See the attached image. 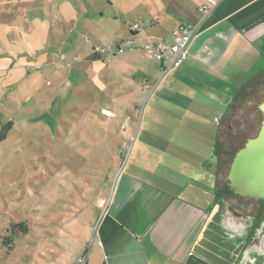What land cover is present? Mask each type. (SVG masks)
<instances>
[{"label": "crops", "instance_id": "0c3cea01", "mask_svg": "<svg viewBox=\"0 0 264 264\" xmlns=\"http://www.w3.org/2000/svg\"><path fill=\"white\" fill-rule=\"evenodd\" d=\"M128 1L135 7L109 0H0V109L5 118L23 115L30 124L65 127L67 117L85 116L92 124L99 114L110 120L115 105L127 115L137 112L145 90L123 94L116 82L126 84L132 66L150 73L134 55L139 50L109 61L111 108L95 110L103 103L97 85L105 70L88 63L101 60L95 46H109V20L117 39L109 49L128 39L137 49L170 41L179 24L202 20L187 60L149 91L122 170L109 174L108 150L102 154L97 167L105 170L95 169L74 203V233L63 227L70 235H60L57 248L47 244L36 262L74 264L85 253V264H264V207L251 213L216 196L226 156L236 151L230 147L254 138L263 117L257 99L264 98V0H221L205 17L199 9L207 0ZM134 17L140 29L132 33L126 18ZM153 72L161 76L162 65L156 62ZM8 122L7 137L16 126ZM109 143L105 135L100 145Z\"/></svg>", "mask_w": 264, "mask_h": 264}, {"label": "rangeland", "instance_id": "374dc122", "mask_svg": "<svg viewBox=\"0 0 264 264\" xmlns=\"http://www.w3.org/2000/svg\"><path fill=\"white\" fill-rule=\"evenodd\" d=\"M111 2L115 6H124L127 9L136 5L133 1L129 2L128 0H109V4ZM110 8L109 6L107 9L109 12L111 11ZM116 13L118 14V10ZM144 16L145 21L147 15ZM126 21L132 24L137 20L134 17L133 19L126 18ZM106 29H108L110 37L109 46L112 45L111 48H114L113 43L117 39H114L113 33H116L110 20ZM99 46L110 48L107 44ZM89 50L79 56L78 67L85 65L86 56L90 54ZM131 55L133 54L127 53L118 60L129 58ZM134 55H139L140 63L146 66L150 73H145V76L140 75L137 67L132 66L130 70L125 71L129 74L126 84L120 79L118 80L121 82L118 80L114 82L118 83L116 90L123 92V94L132 93L133 87L136 90H145L136 113L130 112L127 115L122 105H115L118 106L113 109L116 114L115 118L109 120L99 114L101 108L109 110L111 108L109 107V92L111 90L109 86V63L102 60L88 63L89 67L105 70L101 74L102 81L100 80L97 85L104 96L102 99L104 104L101 101L97 104L95 110L99 115L97 121H94L96 123L91 122L92 124H90V120L85 116L73 122L71 117H67L70 118L67 124L71 125L65 127L61 122L50 125L49 123L33 121L30 124L25 121L27 117L23 115L17 116V119L16 117L13 119H11L12 117L5 118L4 113L1 112L5 107L0 109V123L3 126L9 120L16 123L9 136L0 142V258H2L0 264H40L36 262L38 253L48 249L47 244L57 248L55 244L61 241L59 236L65 233L70 235V232L63 231V227L69 230L76 224L75 221L78 218L74 219L72 211H74V203L80 202L81 193L79 189L85 187L86 183H90V178L94 175L95 169L98 173L105 170L103 167H97V164H101L97 160L102 157V154L106 155L107 150L109 157H112V159L108 157L109 161L106 163L107 165L109 163V174L112 175L114 172L116 175V172L122 170L123 162L126 161L123 158H127L126 151L129 147L130 135L137 136L139 122L142 124L143 117L141 114H143V110L145 111L143 108H146L148 93L157 87L161 79L159 77L164 75L163 72L161 76L153 74V68L156 66L154 60L141 54ZM0 98H4L2 92ZM97 100L100 99L97 98ZM257 101L264 104V98L257 99ZM127 117L132 120L130 125L127 124L126 129L123 130L122 125ZM182 132L188 134L187 131ZM57 133L63 138L59 139L58 145L55 143V140H58ZM213 133L214 131H211V139ZM104 134L106 141L110 142L108 146L100 145L105 141ZM168 136L170 137L169 134ZM229 141L232 142L233 139L230 138ZM124 142L128 144L126 150L118 154ZM230 148L236 151L226 156L222 170L223 179L221 182L223 186L221 187L223 189L229 183L227 175L232 159L237 150L242 147L232 146ZM159 169L161 171L163 168L159 167ZM111 181L110 186L115 182V178ZM226 198H228L227 201L251 213L262 206L257 201L240 196ZM14 222H25L30 230L25 235L20 234L21 237L15 239L11 252H8V246L4 245V238L10 237V233L7 232L8 230L10 232L9 226ZM74 231L75 229H72L71 234Z\"/></svg>", "mask_w": 264, "mask_h": 264}, {"label": "built area", "instance_id": "2783aa9c", "mask_svg": "<svg viewBox=\"0 0 264 264\" xmlns=\"http://www.w3.org/2000/svg\"><path fill=\"white\" fill-rule=\"evenodd\" d=\"M219 1L221 0H207V3L199 9V12L203 17H205L210 13L211 6H214ZM201 22L202 20L193 25L179 24L171 32L170 41L162 40L155 43L147 42L144 43L140 49H137L134 46L133 41L128 39L123 42V46L119 45L115 50L95 46V53L98 57H101L103 62L109 63L113 57L122 56L126 53H134L139 50L144 56L161 64L163 67V74L165 75L172 70L178 69L187 60L189 48L197 34L200 32ZM139 29L140 25L138 23H133L130 27L132 33H135ZM89 42H92V40L89 39ZM74 61H77V59H74ZM130 121L131 118L127 117L126 121L122 125L123 130L126 129L127 124L130 125ZM134 141L135 136L131 134L129 145L132 146ZM127 145L128 144L124 142L118 154L122 153V151H125ZM85 262L86 254L83 253L76 258L74 264H85Z\"/></svg>", "mask_w": 264, "mask_h": 264}, {"label": "water", "instance_id": "95a60500", "mask_svg": "<svg viewBox=\"0 0 264 264\" xmlns=\"http://www.w3.org/2000/svg\"><path fill=\"white\" fill-rule=\"evenodd\" d=\"M262 121L257 135L247 140L234 155L227 175L233 194L264 202V104L260 107ZM11 123L0 130V142L5 140Z\"/></svg>", "mask_w": 264, "mask_h": 264}, {"label": "trees", "instance_id": "16d2710c", "mask_svg": "<svg viewBox=\"0 0 264 264\" xmlns=\"http://www.w3.org/2000/svg\"><path fill=\"white\" fill-rule=\"evenodd\" d=\"M94 60H99V58H96ZM228 184L226 185V187L224 189H221V190L216 192V196L217 197H221L223 195L227 196V197H229V196H232V197L238 196V195H235V194H233L231 192L230 187H229ZM260 202H262V201H260ZM9 228H10V232L8 230L7 233L8 234L10 233V237H5L4 238V245L8 246V249H11L13 247V244H14L15 236L19 235V234H22V235L27 234L29 232L30 228L27 225V223H25V222H18V223L14 222V223H12L9 226Z\"/></svg>", "mask_w": 264, "mask_h": 264}, {"label": "flooded vegetation", "instance_id": "af4514ba", "mask_svg": "<svg viewBox=\"0 0 264 264\" xmlns=\"http://www.w3.org/2000/svg\"><path fill=\"white\" fill-rule=\"evenodd\" d=\"M260 203V205H262V207H264L263 205H264V202H259Z\"/></svg>", "mask_w": 264, "mask_h": 264}]
</instances>
